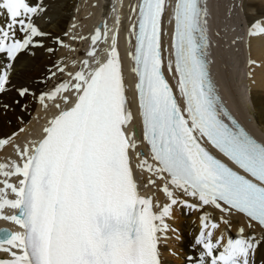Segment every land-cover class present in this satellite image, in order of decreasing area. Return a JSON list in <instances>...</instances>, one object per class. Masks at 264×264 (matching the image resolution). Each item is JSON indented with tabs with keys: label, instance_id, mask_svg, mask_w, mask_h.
<instances>
[{
	"label": "snow or ice",
	"instance_id": "6c2138e0",
	"mask_svg": "<svg viewBox=\"0 0 264 264\" xmlns=\"http://www.w3.org/2000/svg\"><path fill=\"white\" fill-rule=\"evenodd\" d=\"M251 4L252 0H234V6L245 12ZM46 11L44 0L36 5L0 0V16L6 14V23L0 24V53L8 60L0 64V93L8 91L19 55L41 48L54 53L45 40L63 43L35 22ZM131 12L136 17L129 36L135 37V46L128 55L137 77L134 88L142 141L137 140L136 131L127 130L135 117L116 46L119 29L107 58L94 60L96 45L102 37L107 39L105 23L91 36L93 47L85 53L82 66L68 73L71 82L61 81L39 96L43 102L65 93L63 102L71 107L50 120L38 143L22 149L16 146L19 161L0 163V175L5 178L0 187V219L23 230L0 229V252L7 254L0 257V264H165L161 242L169 238L168 233L179 232L167 222L175 207L185 209L186 215L201 213V231L193 247L202 250L194 264H264V254L256 259L264 237L257 239L254 233L245 237L240 227L239 238L224 241L222 234L214 241L213 232L208 231L211 218L204 211L206 206L228 215L243 214L249 228L252 221L264 228V143L249 135L219 104L206 60V8L200 0H175L174 4V63L167 61V68L171 72L174 67L178 75L183 109L163 73L166 0H138ZM253 18L250 41L264 42V10ZM64 71L57 67V72ZM17 91L26 97L30 88L21 86ZM69 92L75 94L74 103ZM9 107L0 104V110ZM204 139L242 171L211 154L203 146ZM9 140L0 138V146ZM142 142L150 146L153 162L138 159L144 155L136 151ZM133 153L138 159L135 166ZM136 169L149 174L144 187L165 181L160 190L168 203L160 205L152 195H141ZM11 177H19L18 184L11 183ZM6 190L15 198H7ZM6 206L19 210L18 214L3 215ZM221 220L231 226L232 221ZM218 227L211 222L213 230Z\"/></svg>",
	"mask_w": 264,
	"mask_h": 264
},
{
	"label": "bare ground",
	"instance_id": "6f19581e",
	"mask_svg": "<svg viewBox=\"0 0 264 264\" xmlns=\"http://www.w3.org/2000/svg\"><path fill=\"white\" fill-rule=\"evenodd\" d=\"M27 2L30 5L37 4V0H27ZM137 2L138 0H44L47 11L43 15L35 17V22L43 30L52 33L53 36H59L63 45H59L60 43H55L53 40H45L47 46L54 48V53H47L42 48L31 49L29 52L19 55L18 59L15 61L10 84L7 86L8 91L0 93V104L10 105L7 111L0 110V138H10L7 145L0 146V163L19 161L16 146L19 145L22 149L26 145L31 147L38 143L44 135L43 129L48 126L50 120L57 115L60 110L71 107V105L63 102L65 93L59 94L54 100H45L43 102L40 101L39 96L42 92L54 90L64 78L61 76V73L57 72V67L65 68L64 73L66 79L64 81L71 82L68 73H75L74 70H79L82 64L78 66V62L87 58L85 53L90 51L93 47L91 36L94 34L97 24L101 20L107 24V39L105 40L102 37L98 45H96L97 53L94 60L103 62L107 58V53L110 51L113 44V39H111L110 36L113 35L114 38L116 30L119 29L116 46L121 55L126 95L130 101L129 107L135 117L133 122L139 120L136 108V91L133 87L134 82H136V76L132 73L133 60L131 56L128 55V53L134 51L135 46V37L129 36V29L136 17V14L131 12V6ZM166 2V12L162 22V51L165 61L163 70L176 88L178 87V76L175 73L174 67L171 72H169L167 68V61H173L172 37L174 30L173 9L175 0H166ZM224 2L225 0H204V7L207 10L206 28L210 35L208 51L211 70L225 103L259 138L264 140V42L257 39H251L250 41L248 37L250 42L249 45L251 46L248 56L249 79L246 80V78H242V80H240V72H236L231 62L229 65V58H226L229 52L231 54V40H228L229 37L226 34L227 29L223 28L224 30L222 31L226 34V43L222 40V49L221 44H213L212 42L214 31L218 27H224V24L227 23L224 22V18L227 12H229L230 6L228 5L229 2L227 3L229 7L226 6ZM224 10L226 14L223 12ZM261 10H264V0H252L251 6L247 8L246 12L244 11L246 20L249 23H253L254 14ZM125 19L127 20L126 23L124 21ZM80 20L82 21L80 22ZM117 21H119V23H117ZM77 22L79 23L78 26L81 28L80 33L76 32L78 28L75 29ZM4 23H6V14L0 16V24ZM262 23H264V21H262ZM101 30L102 32L104 31L103 28ZM82 33L86 35V41L81 39L82 36L80 35H82ZM17 35L19 36L20 33H17ZM226 48L230 51H225ZM32 52H35L34 56ZM62 57H64L63 60ZM7 62L6 55L0 53V64H5ZM51 72H57V74L51 76ZM246 82L247 84H245ZM244 84L247 86L246 91L248 89L247 92H249L248 95L251 100V102H248L252 103H249V112L252 114L258 128L263 132V135L259 134L256 129L254 130V127L248 124L244 117L243 108L245 106L243 107L242 104L244 100H241V88ZM21 86L30 88V93L26 97H20L18 94L17 89ZM67 95L71 96V92L67 93ZM72 100L74 103L75 96ZM16 101L19 103H16ZM57 104L60 105L59 108L56 107ZM13 133H15V135H13ZM138 149L140 152H143V156L148 157L149 162H153L147 149L143 145H139ZM133 162L135 163L134 160ZM4 179L5 178L0 175V187H3L2 182ZM18 180L19 177L10 178V182L13 184H18ZM164 183L165 181H157V187L152 186V189L150 186L145 187L143 193L152 195L154 197V203L156 201H159L160 205L168 203V198L163 191L160 190ZM6 192L7 198H15L10 190H6ZM177 196L188 199L193 203L197 202L191 197L183 196L181 193H177ZM179 209V207H175L172 212V218L167 221L173 226L178 225V229L180 230L176 235H173L171 232L168 233L169 238L161 242L163 260L165 264H173L170 260V248L173 246L172 243H174L177 244L176 249L177 252L180 253L179 256H173L175 263L190 264L189 258H191L192 264H194L202 250L201 247H193V242L201 231V213L193 211L191 214L186 215L185 209L181 208L184 210V216L180 218ZM154 210L157 212L160 211L159 208H155ZM204 211L207 212L211 218L209 225L212 221L217 222L219 225L215 230L208 229V231L213 232L212 239L214 241L220 238L222 234L224 241L228 238H239L238 230L240 227H244L245 231L243 235L245 237L253 233L257 239L264 237V228L254 222H251L252 227L249 228V221L242 214H237L233 211L231 215H228L222 213L214 206H206ZM18 212L19 210L11 209L7 206L2 210L3 215L18 214ZM214 213L218 214L217 218L214 217ZM221 217L232 221L231 226H227V229H224L225 224L222 222ZM2 224L20 228L13 222L0 219V225ZM221 230L222 232L219 234ZM171 234L175 236L173 239L170 238ZM217 235L218 237L215 239ZM176 236H179V239H177ZM262 254H264V244H261L260 249L257 251V261H259ZM6 256L7 254L0 252V257Z\"/></svg>",
	"mask_w": 264,
	"mask_h": 264
},
{
	"label": "rangeland",
	"instance_id": "374dc122",
	"mask_svg": "<svg viewBox=\"0 0 264 264\" xmlns=\"http://www.w3.org/2000/svg\"><path fill=\"white\" fill-rule=\"evenodd\" d=\"M224 3H226V6H228V5L230 6V7L228 6L229 7V12H227V15L224 18L225 19L224 22H227L226 23L227 25L224 24V27H222V28L221 27H218L214 31V35H213L212 42H213V44H219V45L221 44V49H222V47H223V43L222 42L224 41L226 43L225 37H226V34L228 35V37H229L228 40L229 39L231 40V43H230L231 44V54L229 52L230 50L228 48H226L225 51H228L229 50L228 51L229 52V55L226 58L227 59L229 58V60H228L229 65L232 63L231 65H233L234 69H236V72L237 71L240 72L239 79L242 80V78H246V80H247V79H249L248 78L249 77V75H248L249 74L248 73L249 57L248 56H249V48L251 47L249 45L250 42H249V38H248L249 37L248 36V32L250 31V28H251L250 26H251L252 23H249L246 20L245 15H244V11H241L238 7H235L234 6V0H225ZM227 3H228V5H227ZM225 10L223 12L226 14V11ZM81 21L82 20H80V22ZM78 25H79V23L77 22V26L75 27V29L78 28L77 29L78 31H76V32L77 33H80L81 32V28ZM223 28H226L227 29L226 30V34H224V32H222L224 30ZM83 34L84 33H82V35H80V34L79 35L83 37V40H85L86 39V35L85 34L83 35ZM110 37H111V39H113V35H111ZM59 45H63V43L62 44H59ZM63 59H64V57H62V60ZM82 61L83 60H80V62H78L77 65L80 66ZM75 71H77V70H74V72ZM241 84H242V82H241ZM245 84H247V82ZM244 85H242V88H241L242 91L240 90L242 92L241 95H242V98H243V99L241 98V100L242 101L244 100L242 104H243V107L245 106L243 108L244 109L243 110L244 117L246 118V122L254 127V130L256 129V131L259 134L263 135V132H261V130L258 128L257 124L255 123L254 118L252 117V114L249 112L250 110H249L248 106H249V103L251 102V100H250V96L248 95L249 92H247L248 89L246 91V87L247 86L246 85L244 86ZM248 101H250V102H248ZM250 104H252V103H250ZM181 212H182V214H181ZM217 215H218L217 213H214V217L215 218L218 217ZM183 216H184V210L182 211V209H180L179 217L181 218ZM174 227L178 229V225H175ZM224 229H227V226L226 225L224 226ZM171 235H170V238L173 239V237H175V236H173V235L171 236ZM172 244H173V246L170 248V255H171L170 260H171V262L173 264H179V263H175L174 257H173V256H179L180 255V253L177 252V249H176V245L177 244H174V243H172ZM184 258H186V257H184Z\"/></svg>",
	"mask_w": 264,
	"mask_h": 264
},
{
	"label": "water",
	"instance_id": "95a60500",
	"mask_svg": "<svg viewBox=\"0 0 264 264\" xmlns=\"http://www.w3.org/2000/svg\"><path fill=\"white\" fill-rule=\"evenodd\" d=\"M0 229H8V230H10V231H12V232H17V230H13V229L10 228L9 226H3V227H1Z\"/></svg>",
	"mask_w": 264,
	"mask_h": 264
}]
</instances>
